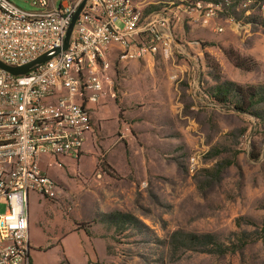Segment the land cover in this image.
I'll list each match as a JSON object with an SVG mask.
<instances>
[{
  "label": "rangeland",
  "instance_id": "374dc122",
  "mask_svg": "<svg viewBox=\"0 0 264 264\" xmlns=\"http://www.w3.org/2000/svg\"><path fill=\"white\" fill-rule=\"evenodd\" d=\"M135 2L160 11L184 0ZM235 14L239 24L219 15L205 26L182 15L170 58L113 61L132 142L110 212L127 217L106 223L102 264H264V104L240 113L210 97L225 83L264 87V0Z\"/></svg>",
  "mask_w": 264,
  "mask_h": 264
},
{
  "label": "built area",
  "instance_id": "2783aa9c",
  "mask_svg": "<svg viewBox=\"0 0 264 264\" xmlns=\"http://www.w3.org/2000/svg\"><path fill=\"white\" fill-rule=\"evenodd\" d=\"M27 1L32 10L0 0V62L6 66L55 54L83 0ZM260 1L184 0L145 14L135 0H86L65 51L25 75L0 68V264L30 263L27 195L53 200L59 194L58 184L41 171L40 157H80L92 130L86 103L99 107L117 97L110 78L114 48L120 62L170 58L181 45L174 26L182 15L203 26L219 15L239 24L235 12L244 18Z\"/></svg>",
  "mask_w": 264,
  "mask_h": 264
},
{
  "label": "crops",
  "instance_id": "0c3cea01",
  "mask_svg": "<svg viewBox=\"0 0 264 264\" xmlns=\"http://www.w3.org/2000/svg\"><path fill=\"white\" fill-rule=\"evenodd\" d=\"M51 4L57 5L56 0ZM136 5L145 14L151 11ZM117 59L114 48L111 63ZM151 60L117 61L136 68L138 62L150 64ZM128 103L118 97L106 99L99 107L87 102L92 130L85 136L80 157H40L41 171L58 184L59 194L53 200L36 192L27 195L31 264H102L107 260L110 239L103 233L109 229L96 216L110 214L123 198L125 189L116 176L124 171L132 142L131 125L125 118L130 112L125 109Z\"/></svg>",
  "mask_w": 264,
  "mask_h": 264
},
{
  "label": "trees",
  "instance_id": "16d2710c",
  "mask_svg": "<svg viewBox=\"0 0 264 264\" xmlns=\"http://www.w3.org/2000/svg\"><path fill=\"white\" fill-rule=\"evenodd\" d=\"M152 11H158V9L156 8ZM210 97H212V99L219 105L225 107L229 106L234 111L240 113H248L257 106L264 104V87L243 88L232 83H225L218 86L215 91L211 93ZM255 116L260 115L256 114ZM111 175H115V173L112 171ZM126 217L127 216L117 212L110 215L101 216V222L106 224L108 221H111L110 218H112L113 221L117 218H122L125 220Z\"/></svg>",
  "mask_w": 264,
  "mask_h": 264
},
{
  "label": "water",
  "instance_id": "95a60500",
  "mask_svg": "<svg viewBox=\"0 0 264 264\" xmlns=\"http://www.w3.org/2000/svg\"><path fill=\"white\" fill-rule=\"evenodd\" d=\"M85 1L86 0H83L81 2V4L78 6L77 11H76L74 17L72 18V22H71V24L67 30L63 46L61 48L56 49L55 54H57L61 51H65L67 49L72 30L74 28L76 20L78 19L79 15H80V12L82 11V9L84 7ZM55 54H53V55H48V54L42 55L41 57L37 58L36 60H34V61H32L26 65L19 66V67L6 66L0 62V68L7 71L8 73H10L13 76L25 75V74L29 73L31 71V69L34 68L35 66L40 65V64H44L45 62L50 60Z\"/></svg>",
  "mask_w": 264,
  "mask_h": 264
}]
</instances>
